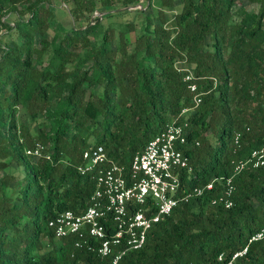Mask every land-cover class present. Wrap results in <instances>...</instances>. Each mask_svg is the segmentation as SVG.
Wrapping results in <instances>:
<instances>
[{"label":"trees","instance_id":"16d2710c","mask_svg":"<svg viewBox=\"0 0 264 264\" xmlns=\"http://www.w3.org/2000/svg\"><path fill=\"white\" fill-rule=\"evenodd\" d=\"M179 1L169 22L158 10L137 25L140 8L114 26L103 22L124 18L138 0L116 7V0H62L72 21L83 24L65 30L49 0H0V264H98L84 250L70 257L73 239L55 240L46 223L66 210L80 212L92 192L91 176L76 172L83 150L101 146L126 166L190 107L177 60L191 68L202 93L186 119L183 151L192 172L182 175L184 185L228 177L231 162L264 145V0ZM127 34H134L132 43ZM18 108L29 124L40 118L46 126L30 137L29 124L16 123ZM34 143L48 159L24 154ZM232 184L229 209L210 207L213 193L181 203L118 264H218V255L225 262L245 246L232 264H264V238L247 244L264 223V165L243 169Z\"/></svg>","mask_w":264,"mask_h":264},{"label":"built area","instance_id":"2783aa9c","mask_svg":"<svg viewBox=\"0 0 264 264\" xmlns=\"http://www.w3.org/2000/svg\"><path fill=\"white\" fill-rule=\"evenodd\" d=\"M174 68L182 75L191 105L166 123L141 151L133 154L126 166L111 161L101 146H88L82 151L76 172L80 176H91L92 192L80 212L66 210L46 223L55 240L73 239L70 257L74 251L84 250L93 254L98 264H118L127 252L140 249L152 226L181 203L213 193L207 197L208 205L229 209L234 192L233 177L245 168L257 169L264 165L263 145L252 150L245 159L231 162L228 177H213L205 183L190 186L183 184L182 175L192 172L183 151L188 127L186 119L200 103L202 93L184 60H177ZM240 138L241 132L233 133V146H239ZM24 154L35 160L48 159L45 148L39 143H34ZM263 238L264 223L247 244ZM245 251L246 246L225 262L220 254L216 261L232 264Z\"/></svg>","mask_w":264,"mask_h":264},{"label":"rangeland","instance_id":"374dc122","mask_svg":"<svg viewBox=\"0 0 264 264\" xmlns=\"http://www.w3.org/2000/svg\"><path fill=\"white\" fill-rule=\"evenodd\" d=\"M61 1L62 0H49V5L51 8V11H52V16H53V19L58 21L60 23V25L65 29H70L72 28L73 26L75 28H79L81 26H83V24L79 23V22H73L72 19L70 18L69 14H68V10L69 8L71 7L70 3L68 4H61ZM121 2V0H116V2H114V6L116 7L119 3ZM150 2V7L148 8L146 6V0H138L137 4L133 7H129V8H126V10L130 11V13H128L127 15L124 16V18H120V17H113L107 21H104L103 23L106 24L108 22L110 23H113L114 26L116 24H118L119 22H122L124 19H129L131 16V14H134V10H139L140 8L142 9V12L143 14H139V15H134V19L135 21L137 22V25L139 22H141V20L143 19V16L144 14H151V15H155V12L160 10L163 12L164 14V18L166 20V22L172 18V15L174 14V11L177 10L179 8V5H180V1L179 0H175V6L174 7H168V8H161L159 6V3L157 2V0H149ZM240 4L242 6L245 7V9L247 11H256L257 7L256 5H253V4H247L245 1H241ZM95 7L98 8L99 5L98 3L96 2L95 4ZM123 10V9H122ZM28 13L27 12H24V14L22 15V18H27L28 17ZM102 13H94V16L98 17V16H101ZM12 22V21H10ZM82 29V28H81ZM5 30L3 28H0V38L3 36ZM64 32H62L60 35H59V38L62 36ZM52 36V32L49 31L48 33H46L45 37L47 39H49L50 37ZM133 36L134 34H127L125 36V39L128 43H132L133 41ZM13 38V36H10V37H7L5 38L6 41L7 40H11ZM38 40V36L35 37V42ZM115 44V43H114ZM113 44V45H114ZM92 91H96L98 92L99 89H94ZM16 123L17 125H22V126H25V125H28V118H27V115L25 113V111L21 108H18L17 110V113H16ZM46 126V122L43 121L42 119H38L37 121H34L33 123L29 124L28 126V135L30 137H34L35 134H36V131L37 130H40V129H43L44 127ZM4 129L3 128V132H4ZM4 134L1 132L0 134V137L3 136ZM204 135L213 140V138L211 137V134H210V131H206L204 133ZM88 144H92V137H90L88 139ZM2 175V172H0V176ZM17 175V174H15ZM18 177H20V175H18ZM5 194L7 195L8 194V191L6 190L5 191ZM44 242V240H43Z\"/></svg>","mask_w":264,"mask_h":264}]
</instances>
